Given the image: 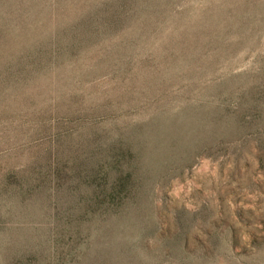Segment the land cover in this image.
Instances as JSON below:
<instances>
[{"label":"rangeland","instance_id":"374dc122","mask_svg":"<svg viewBox=\"0 0 264 264\" xmlns=\"http://www.w3.org/2000/svg\"><path fill=\"white\" fill-rule=\"evenodd\" d=\"M0 264H264V0H0Z\"/></svg>","mask_w":264,"mask_h":264}]
</instances>
